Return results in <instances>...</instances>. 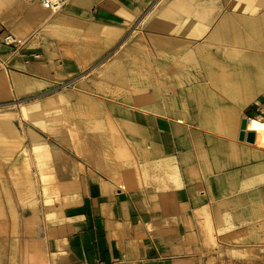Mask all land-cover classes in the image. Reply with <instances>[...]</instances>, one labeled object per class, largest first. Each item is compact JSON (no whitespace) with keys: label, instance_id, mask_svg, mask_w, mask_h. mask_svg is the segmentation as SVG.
<instances>
[{"label":"crops","instance_id":"obj_1","mask_svg":"<svg viewBox=\"0 0 264 264\" xmlns=\"http://www.w3.org/2000/svg\"><path fill=\"white\" fill-rule=\"evenodd\" d=\"M39 29V61L0 45V101L96 74L64 150L0 114V264H264V123L238 139L264 121V0H0V34Z\"/></svg>","mask_w":264,"mask_h":264},{"label":"rangeland","instance_id":"obj_2","mask_svg":"<svg viewBox=\"0 0 264 264\" xmlns=\"http://www.w3.org/2000/svg\"><path fill=\"white\" fill-rule=\"evenodd\" d=\"M8 35H12L15 37V35L9 32L1 33L0 45L7 48L10 54L20 55L24 63L41 60V54L39 53V51L43 41L41 40L42 31L40 29L32 32L27 38H20L16 36L15 38L21 40L20 44L6 45L3 39ZM106 57L107 55L102 60H105ZM96 67L97 62L90 67V72H88V75L85 73L86 71L83 72L86 74L84 77L86 78L87 76H95ZM83 73H78L73 78L62 81L61 84L54 85L49 88V90L45 92H52L48 93L46 95L47 97L45 96L46 98L42 97L41 99L36 100L30 99L24 102L22 101L23 99L27 100L28 98H31V96L25 98H16L10 95L7 101H0V114L2 112L8 113L9 119L12 120L14 124H16L17 128H19V132L21 134L20 139L24 142L25 145H28L32 142L27 136L28 129H31L36 134L40 135L41 142L45 144L56 145L57 148L62 150H64L65 144L69 146L79 143V133L81 132L82 120L79 119V115L74 114L75 112L80 111V108L79 105H76L74 102H72V98L79 94L75 92H80L82 90L80 86L79 76H81V74ZM56 87L58 88L55 90ZM50 96H63L64 98L62 97L60 102H52L51 105H49L47 103V99ZM39 101H43L40 109H36L38 115L40 116V119L37 124H34L29 119L28 115L33 112L34 103ZM91 125L92 121H89V128L93 127ZM50 134L53 136H50ZM38 186H41L43 191L44 187L47 185L25 184V191L32 192L33 188H35L36 190Z\"/></svg>","mask_w":264,"mask_h":264},{"label":"built area","instance_id":"obj_3","mask_svg":"<svg viewBox=\"0 0 264 264\" xmlns=\"http://www.w3.org/2000/svg\"><path fill=\"white\" fill-rule=\"evenodd\" d=\"M70 1L71 0H40V4L43 9L49 10V12L50 11L57 12V11H60ZM3 41L6 45L21 43L20 39L15 38L12 35H8L4 37ZM249 121L250 119H247V123H249Z\"/></svg>","mask_w":264,"mask_h":264},{"label":"water","instance_id":"obj_4","mask_svg":"<svg viewBox=\"0 0 264 264\" xmlns=\"http://www.w3.org/2000/svg\"><path fill=\"white\" fill-rule=\"evenodd\" d=\"M246 125H247V119L246 118H242V121L240 123V133L238 136V139L241 141L244 139V137L246 138V141L249 143H253L254 141V132H245L246 130Z\"/></svg>","mask_w":264,"mask_h":264},{"label":"bare ground","instance_id":"obj_5","mask_svg":"<svg viewBox=\"0 0 264 264\" xmlns=\"http://www.w3.org/2000/svg\"><path fill=\"white\" fill-rule=\"evenodd\" d=\"M247 119V118H246ZM253 123H259V124H262V123H264V121H259V120H256V119H250V121H249V123H248V125H247V128L251 125V124H253Z\"/></svg>","mask_w":264,"mask_h":264}]
</instances>
